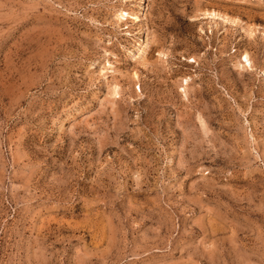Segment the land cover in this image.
<instances>
[{
    "label": "rangeland",
    "instance_id": "rangeland-1",
    "mask_svg": "<svg viewBox=\"0 0 264 264\" xmlns=\"http://www.w3.org/2000/svg\"><path fill=\"white\" fill-rule=\"evenodd\" d=\"M0 264H264V0H0Z\"/></svg>",
    "mask_w": 264,
    "mask_h": 264
},
{
    "label": "bare ground",
    "instance_id": "bare-ground-1",
    "mask_svg": "<svg viewBox=\"0 0 264 264\" xmlns=\"http://www.w3.org/2000/svg\"><path fill=\"white\" fill-rule=\"evenodd\" d=\"M141 8V7H140ZM121 16H126L127 17V15H129V13L127 12V11H125V13H124V11H122L121 13ZM143 14V13H142ZM135 19H137L138 20V16H136L135 17ZM148 31V30H147ZM151 35V34H150ZM150 37V36H149ZM147 40V39H146ZM150 42V41H149ZM146 43V42H145ZM140 49V48H139ZM138 50V49H137ZM136 53V52H135ZM138 54V53H137ZM245 57H246V60L248 61V62H250V60H249V58H248V56L247 55H245ZM110 63V62H109ZM187 82V81H186Z\"/></svg>",
    "mask_w": 264,
    "mask_h": 264
}]
</instances>
